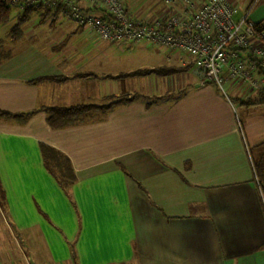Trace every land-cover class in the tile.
<instances>
[{
    "label": "crops",
    "instance_id": "obj_1",
    "mask_svg": "<svg viewBox=\"0 0 264 264\" xmlns=\"http://www.w3.org/2000/svg\"><path fill=\"white\" fill-rule=\"evenodd\" d=\"M123 1L135 15L161 9V0ZM229 1L264 18V0L251 9L252 0ZM7 38L0 110L31 113L0 120V230L18 237L23 255L38 264H264L253 163L264 103H244L264 91L231 83L227 99L176 52L102 42L59 13H33ZM157 67L180 70L115 77ZM111 97L130 100L110 106ZM84 105L57 127L47 121V108ZM44 146L68 160L72 181L45 164ZM2 240L1 264H14Z\"/></svg>",
    "mask_w": 264,
    "mask_h": 264
},
{
    "label": "built area",
    "instance_id": "obj_2",
    "mask_svg": "<svg viewBox=\"0 0 264 264\" xmlns=\"http://www.w3.org/2000/svg\"><path fill=\"white\" fill-rule=\"evenodd\" d=\"M7 3L14 16L26 8L58 10L102 42L176 52L180 64L192 65L202 83L213 84L227 99L225 88L231 83L264 91V18L253 21L249 11L235 18L237 8L229 0H161L158 12L143 16L129 12L123 0ZM260 193L264 208V192Z\"/></svg>",
    "mask_w": 264,
    "mask_h": 264
},
{
    "label": "trees",
    "instance_id": "obj_3",
    "mask_svg": "<svg viewBox=\"0 0 264 264\" xmlns=\"http://www.w3.org/2000/svg\"><path fill=\"white\" fill-rule=\"evenodd\" d=\"M33 13H37L39 16L45 18L51 14L52 15L57 14L58 10H54V12L50 14V9H46L45 11L41 12L38 9L26 8L21 13L17 14L16 16H13L14 22L7 31V35L10 37L11 40H16L21 36L22 26L28 21V19ZM11 18H12L11 7L7 3V0H0V26H3L6 23H8ZM1 44H2V40L0 39V61L7 57V54L2 49ZM179 70L180 68H174V67H157L152 69L136 70L130 73H121L115 77L142 76L148 73H155L158 75H169ZM260 73H263V70H260ZM129 100L130 99H126V98L111 97L110 106L122 102H127ZM244 103L246 105L260 104V103H264V99L258 98L255 99V101L246 100L244 101ZM86 109H88V107L85 105L77 106L70 109L47 108L46 109V112L48 113L47 121L52 127H57L60 124L55 121L60 120L66 123V121L68 122L71 119H74L77 115H79ZM30 113L31 112L13 114L0 110V120H14L23 123L27 120ZM262 145L264 146V144ZM42 152L45 158V164L47 166L54 168L56 173H58L60 177L64 178L65 181H72L74 176L70 170L69 162L64 156L54 151L53 149L45 146L43 147ZM51 164H55V165H51ZM254 170H255V175L257 177L259 188L264 190V155L260 157L257 167ZM2 202H3V197H2V192L0 190V205H2Z\"/></svg>",
    "mask_w": 264,
    "mask_h": 264
},
{
    "label": "rangeland",
    "instance_id": "obj_4",
    "mask_svg": "<svg viewBox=\"0 0 264 264\" xmlns=\"http://www.w3.org/2000/svg\"><path fill=\"white\" fill-rule=\"evenodd\" d=\"M145 8V7H144ZM153 11V10H151ZM149 10V13L151 12ZM242 12H238V14H241ZM13 14V13H12ZM238 14H236L235 18L238 16ZM151 15V14H150ZM12 18H14L12 16ZM12 24V19H10V21L4 25V26H0V39L2 41H7L8 40V36L5 35V32L7 30V28ZM7 47V46H6ZM264 155V146H262V148L260 149L258 155L253 158V163H254V169H256L257 164L259 162L260 157ZM51 165H55V164H51ZM263 192L264 190L261 189ZM1 236L0 239L3 238L2 244H4L6 246V256L8 257V260H10V262H14V264H25L22 257L24 256L25 260H26V264H38L35 262L34 257L31 253H29L27 250V254L23 255L19 245H18V237H10L9 235H6L4 230H0ZM38 250H42L37 247ZM42 254V253H41ZM4 256V253L1 255V258ZM42 257L44 259L45 254H42ZM0 258V264L2 263V260Z\"/></svg>",
    "mask_w": 264,
    "mask_h": 264
}]
</instances>
